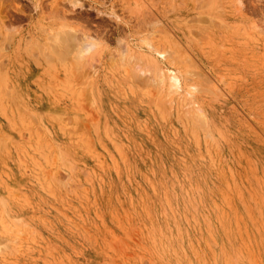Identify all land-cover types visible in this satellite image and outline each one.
Segmentation results:
<instances>
[{
	"label": "rangeland",
	"instance_id": "rangeland-1",
	"mask_svg": "<svg viewBox=\"0 0 264 264\" xmlns=\"http://www.w3.org/2000/svg\"><path fill=\"white\" fill-rule=\"evenodd\" d=\"M225 258L264 264V0H0V264Z\"/></svg>",
	"mask_w": 264,
	"mask_h": 264
},
{
	"label": "bare ground",
	"instance_id": "bare-ground-1",
	"mask_svg": "<svg viewBox=\"0 0 264 264\" xmlns=\"http://www.w3.org/2000/svg\"><path fill=\"white\" fill-rule=\"evenodd\" d=\"M67 36H69V35L67 34ZM86 38L88 39V37H86ZM84 39H82V40H84ZM66 40H69V39L66 38ZM88 40L82 41L80 43V45H78L77 48H76L77 50H76V53H75L74 57H76L79 61H84L85 62V59L87 60L89 58V56L92 54V52H93V55L96 53V56L97 57L99 56L97 54L98 53V51H97V43L93 42V41H88ZM48 43H49V41H48ZM74 44H76V42ZM66 49H67V47H66ZM143 72H145V71L141 70V73H143ZM219 261H220V263H223V264H229V262H230L228 258H225V259L219 260ZM217 262H215V263L217 264ZM205 264H207V263H205Z\"/></svg>",
	"mask_w": 264,
	"mask_h": 264
}]
</instances>
